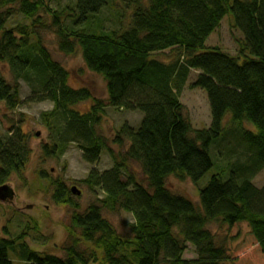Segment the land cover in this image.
<instances>
[{
  "label": "trees",
  "instance_id": "obj_1",
  "mask_svg": "<svg viewBox=\"0 0 264 264\" xmlns=\"http://www.w3.org/2000/svg\"><path fill=\"white\" fill-rule=\"evenodd\" d=\"M54 1L0 0V102L17 108L20 82L27 83L37 101L53 104L41 115L54 131L43 146L47 156L75 144L86 163H97L106 151L114 164L101 173L91 170L83 181L104 196L83 213H73L62 256L29 248L24 234L0 236V264H12L9 251L17 249L29 264H264V186L250 181L264 168V0H147L146 5L128 0L135 5L130 26L99 34L78 26L98 14L107 0H75L74 14L56 11L48 25L42 14L50 13L48 4ZM15 13L29 23L8 26ZM226 15L242 33L240 55L205 45ZM60 16L73 19L78 28L65 30ZM48 27L55 28L62 53L79 47L86 68L103 77L110 106L142 113L136 129L126 124L119 129L116 143L129 142L122 156L114 154L102 133L101 101L93 98L84 113L74 109L92 95L85 87L68 85L67 69L40 42L36 29ZM167 50L175 53L167 61L152 56ZM191 71L197 75L190 87L206 94L208 128L195 129L184 116L180 95ZM227 112L238 126L232 124L219 141ZM244 122L257 133L243 129ZM11 134L0 139V186L23 170L31 154L27 135L21 130ZM227 137L238 139L249 156L211 176L199 190V208L168 189L170 176L197 183L213 166L212 149ZM130 162L140 166L146 186L128 170ZM52 184L54 201L71 205L64 183ZM104 210L130 213V236L120 235L102 216ZM211 223L226 226L222 242L207 227ZM241 223L248 228L242 237ZM187 244L194 248L193 259L183 258Z\"/></svg>",
  "mask_w": 264,
  "mask_h": 264
},
{
  "label": "rangeland",
  "instance_id": "obj_2",
  "mask_svg": "<svg viewBox=\"0 0 264 264\" xmlns=\"http://www.w3.org/2000/svg\"><path fill=\"white\" fill-rule=\"evenodd\" d=\"M74 2L75 0H57L49 3L50 13L42 14L44 23L50 25L51 16L56 11L59 13L67 11L68 14H74L72 11ZM106 2V6L98 14L87 17L86 21L78 27L95 34L101 33V29L104 32H111L128 28L135 8L134 3H128V0H107ZM142 3L146 5L147 0H142ZM60 19L65 30L78 28L73 26V19H68L66 16H60ZM28 23L29 21L19 13H15L8 20V26ZM36 34L51 58L67 69L68 85L72 88L85 87L90 91L92 98L77 104L74 109L84 113L93 105V98L101 101L103 105L100 122L102 133L107 138L108 147L113 150L114 154L118 157L122 156L129 142L122 139L121 144L116 143L119 129L125 124L136 129L142 119V113L110 106L103 77L86 68L79 47H76L72 54H64L59 50L55 28H37ZM242 37V33L233 27L231 16L226 15L219 27L208 37L205 45L207 48L218 47L223 52L236 56L241 53ZM30 43L34 45L36 38L32 37ZM174 54L167 50L152 56L155 59L167 61L173 58ZM1 72L8 82L12 81L8 67L2 65ZM196 75V71H191L180 95V101L185 106L184 116L190 120L193 128L204 129L209 127L210 111L205 92L199 88L190 87ZM19 92L21 103L14 110L8 109L4 102H0V139L6 140L12 135L11 133L21 130L28 137L31 154L23 170L13 174L6 183L14 192V196L11 200L0 202V236L15 238L24 234V241L29 248L40 253L62 256V246L69 241L73 213H83L90 204H97V200L104 196L97 188L92 191L83 181L93 169L99 173L110 169L114 164L113 159L108 152L103 151L97 163L88 164L82 159L81 152L75 144H69L64 150L47 156L43 146L53 139L54 131L45 126L41 115L50 111L53 104L49 100L37 101L29 85L23 81L20 82ZM232 124L238 126L237 123L232 122L231 114L227 112L222 121L223 131L219 141L224 139L226 132L229 131L227 129L231 128ZM243 129L257 133V128L248 122L243 123ZM247 156H249V151L238 139L227 137V140L219 142L212 149L213 166L197 183H192L189 179L181 180L170 176L166 186L174 194L189 199L199 208V190L208 184L211 176L219 173L220 167L234 161L242 162ZM128 170L140 183L147 185L146 177L137 163L130 162ZM40 172H43L46 178L42 177ZM53 181L64 183L66 198L70 199L71 205L57 204L54 201ZM250 181L256 187L264 186V168L255 173ZM72 187H76L81 194H69ZM102 216L120 235L130 236L131 225L134 223L130 213L122 210L110 213L104 210ZM207 227L214 233L216 242H222L227 231L226 226L211 223ZM238 229L241 231L240 237L248 231L245 223H241ZM235 244L236 242L232 244V248ZM195 256L194 248L187 244L183 258L193 259ZM9 259L12 264H29L21 258L19 249L10 250ZM224 264L231 263L227 261Z\"/></svg>",
  "mask_w": 264,
  "mask_h": 264
},
{
  "label": "water",
  "instance_id": "obj_3",
  "mask_svg": "<svg viewBox=\"0 0 264 264\" xmlns=\"http://www.w3.org/2000/svg\"><path fill=\"white\" fill-rule=\"evenodd\" d=\"M71 192L74 195H80L81 191L77 190L76 187L71 188ZM14 196V192L10 189L8 185L0 186V202L5 200H11Z\"/></svg>",
  "mask_w": 264,
  "mask_h": 264
}]
</instances>
